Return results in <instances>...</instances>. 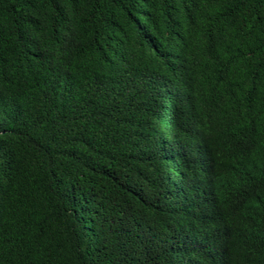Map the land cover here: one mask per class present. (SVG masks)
Listing matches in <instances>:
<instances>
[{"label":"trees","instance_id":"16d2710c","mask_svg":"<svg viewBox=\"0 0 264 264\" xmlns=\"http://www.w3.org/2000/svg\"><path fill=\"white\" fill-rule=\"evenodd\" d=\"M0 264H264V0H0Z\"/></svg>","mask_w":264,"mask_h":264}]
</instances>
